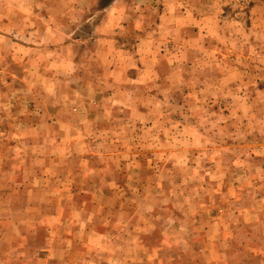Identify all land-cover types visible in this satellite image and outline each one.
Masks as SVG:
<instances>
[{"label": "rangeland", "instance_id": "1", "mask_svg": "<svg viewBox=\"0 0 264 264\" xmlns=\"http://www.w3.org/2000/svg\"><path fill=\"white\" fill-rule=\"evenodd\" d=\"M0 264H264V0H0Z\"/></svg>", "mask_w": 264, "mask_h": 264}]
</instances>
